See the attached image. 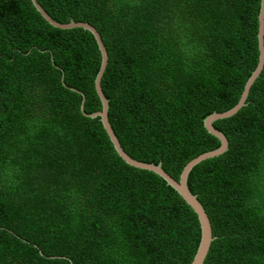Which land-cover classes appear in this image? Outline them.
<instances>
[{"label": "trees", "instance_id": "trees-1", "mask_svg": "<svg viewBox=\"0 0 264 264\" xmlns=\"http://www.w3.org/2000/svg\"><path fill=\"white\" fill-rule=\"evenodd\" d=\"M39 1L99 31L108 118L132 158L178 179L220 145L203 119L237 102L259 61L260 0ZM100 62L88 29L0 0V264H189L196 252L192 206L83 114L79 91L85 112L101 108ZM213 125L228 149L188 175L215 237L203 264H264V65L246 104Z\"/></svg>", "mask_w": 264, "mask_h": 264}, {"label": "water", "instance_id": "water-1", "mask_svg": "<svg viewBox=\"0 0 264 264\" xmlns=\"http://www.w3.org/2000/svg\"><path fill=\"white\" fill-rule=\"evenodd\" d=\"M32 1L34 5L37 7V9L42 13V15L55 27L61 29H72L77 27H83L85 30L88 29L94 35V38L101 53L100 66L94 77V86L101 101V108L98 110L91 111L89 113L85 112L84 111L85 95L83 94V92L75 89L76 91H79L83 95L81 110L85 116L99 117L104 129L108 133V136L115 150L128 165L141 169H147L159 175L161 178H164L166 180V183L171 185L174 189H176L177 192L185 199V201L192 206L199 221L200 240L196 252L189 264H203L208 254L211 242L215 237L212 234L211 223L204 209V205L202 204V202L198 200L197 195L191 191L188 185V175L195 164L197 165L203 160L218 156L224 153L228 149V140L226 138V134L221 130H218L213 124L215 121L219 119H224L232 116L243 105L246 104V98L248 96L250 87L254 82V80L256 79V77L259 75L264 65V0H260L259 11L257 14L258 17L257 43L259 50L258 53L259 61L257 65L252 69L250 75L245 81V84L243 86V89L241 91L240 97L237 100V102L230 109L223 112H212L203 119L204 128L208 130L211 134L215 135L216 138H218V140L220 141V145L215 149L203 152L198 156H194L191 159H189L183 166L178 179L174 178L171 174H169L163 168L161 162L155 164V163H147L144 161H140L135 158H132L129 154H127L124 151V148L122 147L116 135L117 133L114 132L108 118L109 98L105 95L101 85V77L105 71L108 62L107 61L108 53L97 28L89 21H75L74 19H72L70 22L67 23L57 21L46 10V8L41 4L39 0H32Z\"/></svg>", "mask_w": 264, "mask_h": 264}]
</instances>
